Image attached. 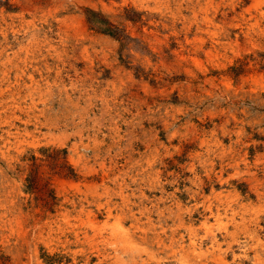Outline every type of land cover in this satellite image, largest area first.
Masks as SVG:
<instances>
[{"label": "rangeland", "instance_id": "374dc122", "mask_svg": "<svg viewBox=\"0 0 264 264\" xmlns=\"http://www.w3.org/2000/svg\"><path fill=\"white\" fill-rule=\"evenodd\" d=\"M27 7L32 8V11L26 12L25 17L21 18L20 14ZM207 8H209L208 12H206ZM56 11L62 15L75 14L80 18L83 17L86 26L102 36L104 51L99 54L100 57L95 58L94 69L86 71L88 61L81 57L79 51L69 52L71 58L65 64H58L55 58L57 51L66 52L64 46L59 44L60 37H54V43L59 46L57 50L47 49V34H55L59 31ZM207 15L214 17L219 26L211 29L204 21ZM223 18L225 20L221 21ZM263 32L264 0H0V50L17 52L13 56L14 69L10 75L11 81L15 82L18 76L24 74L23 80L31 85V92L35 90L34 84L39 83L38 85L41 86L39 92L30 96L27 95V90L22 96L12 95L15 86L8 90L11 95L3 96L0 93V127L2 128H0V264H114L116 256H120L118 264H145V261H151L155 254L159 255L158 261H162L161 263L153 261L155 264H185L186 261L189 264H203L205 260L197 254L201 249L209 251L208 254L212 256L211 264H220L216 261L217 256L220 255L225 257L228 264H264V83L259 82L257 78V73L264 71ZM73 34L74 32L71 31L70 35ZM214 35L221 40L215 45L216 47L210 42L211 36ZM32 40L36 48L31 51L24 49L23 45H29ZM180 41H183L182 44ZM211 48L214 53H211ZM48 53H51L49 66L41 60L43 55ZM105 53L106 56L103 58ZM146 67L150 68L148 70L150 74L146 73ZM76 68L80 71L79 74L75 73ZM140 72H143L145 81L149 82L150 91L154 88L159 92L163 113L169 104L174 105L175 107L170 111L172 113L174 111L180 117L181 125H185L183 122L191 114L192 121L194 120L198 128L201 127L200 131L206 130L210 134L209 128L214 127V122L207 114L210 107L208 104L218 103L215 98H206L202 93L201 81L206 79V76L214 77V81L224 89L222 106H226V98L235 100L234 107L238 108L236 113L240 122H226L221 116L216 117L215 120L220 124L219 130L221 126L228 129V138L225 139L227 144L238 146L232 147V150L223 154L220 149L212 148L208 153L209 171H206L198 160L195 161V173L188 168H181L176 159L181 163L190 159L185 149L184 152L176 153L174 160L167 159L168 163H171L168 168L170 172L164 170L165 174L159 181H155L154 175H142L139 183L132 185L133 191L129 190L132 188L123 189L122 192L130 194L132 201L138 203L144 201L151 209L155 223L165 225L167 229L164 243L168 245L160 243L158 248L146 245L147 248L151 247L146 250L147 253H143L142 257L133 258L124 243L127 242L125 232L130 227L131 221L128 220L129 211L120 194L122 192H114L118 193L114 197L117 205L108 213L107 209L112 203L107 202L109 196L101 191L103 188L100 186L98 191L103 195L91 205L93 211L99 213L97 218L91 220L88 212L81 210V206L74 211L71 208V216L66 218L64 214L67 210L57 206L61 201L57 191L52 189L53 183L43 181L46 171L41 172V164L36 162L35 150L39 149L43 152L45 155L43 165H47L50 170L68 169L67 175L70 176L74 174L73 170L67 167L63 157L60 158L58 153L56 155L47 153L48 147L45 142L46 139L49 140L48 137L32 138L26 133L25 128L18 130L16 125L21 124L17 115L27 117L20 109L17 110V105L28 108L33 100L40 108L55 102L53 104L56 106L55 111L60 114L65 111V114L69 115L66 120L72 121L75 118V121H79L80 115L74 108V101L80 100L83 104H88L90 101L88 96L87 99L84 96L80 98L79 92L76 93L74 90V82L83 85L94 76L96 81L100 80L105 84L108 90L106 96L112 97L115 94L114 90L121 92V95L124 94L130 79L135 78L139 82L142 78ZM31 73L34 78H29ZM152 75L160 76V83H156L157 78H153ZM2 76L3 72L0 69V80L6 87L9 82H4L5 78ZM83 77H86V80ZM63 84L67 85L69 93L74 98L72 101L67 98V92L60 91L59 88ZM188 85L194 88L193 100L184 96L186 93L182 89ZM173 86L176 87L173 89ZM60 105L66 109L61 111ZM4 106L6 108L3 110ZM137 110L134 108L126 112L122 111L124 117H119L118 114L116 117L109 113L104 115L103 110H95L87 117L94 118L92 122L102 120L105 124L103 129H115V125H118L119 129H123L122 134H127L126 138L132 135L125 129H146L145 132L149 135L147 129H155L154 124L150 123L144 114L135 113V116L133 112ZM101 114H103L102 119ZM203 117L206 118L205 122L202 120ZM9 128L11 132L7 131ZM159 128V135L167 139L168 131L162 125ZM185 128L183 126L181 129ZM220 132V135H223L221 130ZM133 137V140L140 144L146 138V134L143 130ZM256 140L258 142L255 146ZM127 142L125 139L124 144ZM178 143L177 139L174 145ZM167 144L171 147L170 151H175L174 145L171 146L170 142ZM197 144L192 143L190 146L198 150L200 147ZM141 149L145 154L154 153L153 148L147 151L144 147ZM66 151L65 156L68 154V150ZM162 152L164 151L161 150L160 154ZM223 163L225 168L222 167ZM196 174L198 175L195 176ZM109 186L112 187V183ZM134 210L141 212L138 207ZM180 218L185 219L189 226L193 225L197 228V236H194L196 243L192 242L190 232L179 225ZM19 220L24 222V226ZM37 220L41 224L32 233L28 230L29 226ZM205 223L207 224L204 225ZM232 231L235 232V236L230 234ZM122 232L125 238L122 237ZM261 241L263 244H259ZM183 245L186 251L195 246L197 249L195 253L192 252L194 255H188L189 258L183 257L186 253L180 249ZM139 246L143 247L144 244ZM18 248L21 253L14 257L11 250ZM175 249L178 250L177 256L173 254Z\"/></svg>", "mask_w": 264, "mask_h": 264}, {"label": "bare ground", "instance_id": "6f19581e", "mask_svg": "<svg viewBox=\"0 0 264 264\" xmlns=\"http://www.w3.org/2000/svg\"><path fill=\"white\" fill-rule=\"evenodd\" d=\"M251 3H253V2H251ZM35 5H36V3H35ZM31 11H32V8H30V7L25 8L24 11L20 14L21 18L25 17V13L26 12H31ZM208 11H209V8H207L206 12H208ZM11 16H14V15H11ZM11 18H14V17H11ZM56 18H57L56 19L57 22L59 23V31H57V33H55V34H50V35L47 34V37H46V42L47 43L46 44H47V49L48 50H52V49L57 50L59 46L54 43V39H55L54 37H60L59 38V44L61 43L60 46L61 45L64 46V49H66L65 50L66 52L65 53H61V52L57 51V55L55 57L57 63L58 64H60V63L65 64L71 58L70 57L71 55L70 54L68 55L69 52H71V51L72 52H78L79 51V53L81 54V57L88 61L87 66H86L87 69L85 68L86 71L92 70V68L94 69V66H96L95 58L96 57H100V55L104 51V40H103L102 36L97 34L94 31L90 30L88 28V26H86V23L84 22L83 17L80 18L79 15H75V14H69V15H67V14L65 15L64 14V15H62L59 12H57V17ZM4 20H7V19H4ZM223 20H225V19L223 18L221 21H223ZM204 21L206 22V24L209 27H211V29L213 27L219 26V24L216 22L215 18L211 17L209 15H207L204 18ZM28 22H30V21H28ZM151 22H153V21H151ZM21 23H22V21H21ZM71 31L74 32L73 36L70 35ZM263 34H264V32H263ZM217 37H215V35H214V36H211V38H210L211 45L214 46V47H216L215 45H217V43L219 41H221L219 39V37L218 38ZM181 42H183V41H180V43ZM227 42H228V40H227ZM233 42H235V41H233ZM40 44H42V43H39L37 45H40ZM23 48L28 50V51L34 50L36 48V46H34V40H32L29 43V45H27V46L23 45ZM210 51H211V53H214V52H212L213 51L212 48L210 49ZM221 52H223V51H221ZM16 53L17 52L10 53L8 51L5 52L4 50H0V69L3 72L2 78H5L4 82L5 81H6V83L9 82V84H7L6 87H4L3 84H2L3 81L0 80V86H1L0 93L3 96H5L6 94H10L8 90L11 87L15 86L14 91L11 92L12 95L22 96V94H23V92L25 90H27V95H29V96L30 95H35V93L39 92L41 86L38 85L39 83L34 84L35 85V90H33L31 92L30 91L31 85L27 84L26 80H23L24 74H22L20 77L18 76L16 78L15 82L11 81V76L10 75H11L12 70L14 69V66H13L14 65V57L13 56L16 55ZM52 54H54V53H52ZM65 54H66V56H64ZM50 55H51V53H48L47 55H43L44 57L41 59L47 66L50 65V63H49V58L51 59ZM5 56H6V58H5ZM105 56H106V53L103 54V58ZM164 56H166V54ZM39 57H41V56H39ZM175 57L177 58L178 56H175ZM184 58H186V57H184ZM242 61H244V60H242ZM253 62H254V59H253ZM259 63H261V62H259ZM58 66H60V65H58ZM146 69H147L146 73L150 74V71H148V70H150V68L146 67ZM240 71H241V69H240ZM79 72L80 71L78 70V68H76L75 69V73L79 74ZM237 72H238V70H237ZM192 73H194V72H192ZM86 74H87V72H86ZM140 74L142 75V78L139 79V82L137 80H135V78L130 79V84L128 85V87L124 91L125 93L121 95V92H118V90H114L115 94H114V96L112 95V97L106 96L107 95L106 91H108V90H106L107 88L105 87V84L102 81H100V80L96 81L94 76L92 77V79L90 81H87L86 84H83L84 83L83 82L82 83L83 85H78L76 82H74L73 83L74 84V90H75L76 93L79 92L78 95L80 96V98L83 97V96H84V98H86L88 96L89 101H90L88 104H83L80 100L79 101H74L75 102L74 108L76 110H78L79 115H80V120L79 121H75V118H74V120H72L73 122L66 120V118L69 117V115H66L65 111H63V109H66V107H64L62 105L59 106V109L64 112V113L60 114L57 111H55L56 110V106L53 105L55 102L50 104V105H44L41 108L37 105L36 102H34L35 100H33V99L32 100H33L34 104L33 103L30 104L28 106V108H23V107H20L19 104L18 105L16 104L17 105V110L20 109L21 112L22 113L24 112L25 115L27 116L26 118H24L22 115H19V116L17 115V117L19 118L21 124L16 125V128L18 130L25 128V130H27L26 133L31 135L32 138L35 137V139L37 137H43V138H47L48 137L49 140L47 141V139H46V142H45V144L48 147L47 153L48 154L54 153V155H56V153H58L60 155L59 156L60 158L63 157L64 161L66 162L67 167L70 170H73V172H74V174L70 176V175H67V170L68 169H60V171H59V170H57L59 168H57L56 171L50 170L47 167V165H45V164L43 165L44 158H45V155L43 154V152L41 150H39V149L35 150L34 154L36 156V162L38 164H41V172L46 171L43 181L44 182L50 181V183H53L52 189H55L57 191V193L59 195V199L61 201L60 204H58L57 206H58V208H62V209H66L67 210L66 213L64 214L66 218H69V216H71L70 215V212H72L71 208L74 211V210H76L78 208L80 209V206L82 208L81 209L82 211H86V213L88 212V217L91 220H94L95 218H97L99 216V213L93 211L91 205H92V203L95 200L99 199L103 195L100 191H98L99 190L98 188L100 186L103 188V190H101V191H104L109 196L108 197L109 199H107V202L110 203V204L112 203L107 209V211H109L108 213H110L114 209L113 206L117 205V202H114L115 201L114 197H116V195H118V193H114V192H118V191L122 192L124 188H128L129 189V188H132V185H134V184L137 185L139 183L138 181H140L142 179V175H145V176L154 175L155 181H159L161 176H164L163 174H165L164 170L165 171L168 170V172H170L168 168L170 167L171 163L169 164L168 163L169 161L167 159L168 158H172V160H174L175 159L174 155L176 153H181L183 150L185 151V149L187 150L186 151V152H188L187 156H189L190 159L187 162H183V163H181L180 160L176 159V162L178 164H180L181 168H183V169L184 168H188L189 171L194 172L196 170L195 161H197V160L200 161V163L203 165V167H204V169L206 171L210 170V168L208 167V165H209L208 153H209V151L212 148L220 149L221 154H223V153H225L227 151L232 150L233 149L232 147H234V146L237 147L238 146V145L236 146L234 144H227V142L225 141V139L228 138V129L225 126L224 127L221 126L220 130L222 131L223 135H220V133H221L220 130H219L220 124H219V122L217 120H215L216 117L219 118L221 116L224 119V121H226V122L234 121L236 123L240 122V119H239V116L236 113L238 108L234 107L235 106V100H233L232 98H226V101H227L226 106H222L221 105L222 104L221 102L224 100L223 99V97H224V93H223L224 89L222 88L221 85H219L218 83H216L214 81V77L212 78V77L206 76L205 77L206 79L201 81V90H202V93L205 94L204 97L211 98V99L215 98L217 100V103H218L216 105H214V104L211 105L210 103L208 104V106H210V107H209V110L207 109L208 110L207 114L210 115L211 120L214 122V127L209 128L210 129V134H208L206 132V130H204L203 132L200 131L201 127L198 128V126L195 124L194 120L192 121V117H191L192 115L191 114H190V117L185 122H183V123H185V125H181L180 117H178V115H176L174 113V111H173V113L170 111V109L175 107L174 105L172 106L171 104H169L166 107V109H165V113H163V108L160 107V101H159L160 95H159V92L156 91L154 88L152 89V91H150L149 82L145 81L146 78L144 77L143 72H140ZM193 75L196 76V74H193ZM152 76H153V78L154 77L157 78L156 83H160V80H161L159 78L160 76H158V75H152ZM196 77H198V76H196ZM228 77H226V78H228ZM246 77L249 78L248 76H246ZM29 78H34L32 73L29 74ZM251 78H253V77H251ZM257 78H258L259 82L261 81V82L264 83V71L257 73ZM83 79L86 80V77H83ZM87 79L89 80V78H87ZM234 79H236V78H234ZM105 81H107V80H105ZM234 83H236V82H234ZM47 84H49V83H47ZM246 84H248V83H246ZM57 85H60V84H57ZM66 86L63 84L61 86V88H59V89L62 92L63 91L67 92V98L72 101L74 98H72V95L69 93V89ZM32 87H34V86H32ZM174 87H176V86H173V89H174ZM183 87H179V88L181 89ZM76 90H78V91H76ZM182 90L186 93L184 95L185 98H187L189 100H193L194 99V88H192L190 85H188V86H186V88H183ZM29 92H30V94H29ZM141 92H143V94H141ZM23 104H25V103H23ZM4 108H6V107L5 106L2 107L3 110H4ZM134 108L138 109L137 111L133 112L134 115H135V113H136V115L144 114V115H146L147 119H149L150 123L154 124L155 129H147V132H150L149 135H147V133L145 132L146 129H125V131L127 133L132 135V137L130 136V137L126 138L127 134H122L123 129H119L118 125H115L116 126L115 129H103V126L105 124L102 122V120L92 122V120L94 118H92L91 116L87 117L89 113H92L95 110H103L104 115L109 113V114H114L115 116H116V114H118L119 117H124L121 114V113H123L122 111L126 112V111L132 110ZM140 109H142V110L140 111ZM54 112H57V113H54ZM100 113H101V111H100ZM102 115L103 114L100 115L101 119L103 117ZM126 116H128V115H126ZM109 117H112V116H109ZM113 118H115V117H112V119ZM125 119H127V118H125ZM205 119H204V117L202 118V120L204 122H205ZM12 123H13V121H12ZM159 124L162 125V127L166 131H168L167 139H163L159 135V130H158V129H160L159 128L160 127ZM183 126L186 127V128L185 129H181ZM10 129L11 128H9V130H7V131L11 132ZM107 130H109V132H107ZM143 130H144V133L146 134V138L142 141V143L137 144L133 140L134 139L133 136H135L136 133L139 134L140 131H143ZM248 134L250 135L249 132H248ZM125 139L128 141L126 144H124ZM177 139H178L179 143H178V145L177 144L174 145V142ZM239 140H241V139H239ZM21 141H22V139H21ZM166 141L170 142V145L171 144L174 145L175 151H173V150L170 151L171 147L167 144ZM36 142H38V141H36ZM257 142H258L257 140L254 142L255 146L257 145ZM49 143H51V144H49ZM192 143H195V144L198 143L200 149H198V150L192 149L191 146H190V145H192ZM142 147L146 148V151L148 149H152L153 148L154 149V151H153L154 153L145 154V151H142V149H141ZM241 147L243 148L244 146H241ZM66 150H68V154L65 156L64 152ZM161 150H163L164 152H162L160 154ZM61 154H62V156H61ZM19 162H20V160H19ZM222 167L225 168V164L224 163H223ZM17 173H19V172H17ZM172 173H175V172H172ZM252 173H254V172H252ZM197 175L198 174H196L195 176H197ZM188 176H190V175L188 174ZM194 181H195V177H194ZM39 182L41 183V181H39ZM108 183L109 184L112 183V187H110ZM44 188H46V187H44ZM156 188H158V187H156ZM129 190L133 191V188L129 189ZM190 190H192V189H190ZM141 192H139V193H141ZM120 194L124 198L126 209H128V211H129L128 212V214H129L128 220L131 221L130 227H128L127 231L125 232V237L126 238L123 236V232H122V237L127 239V242L125 241L124 243L128 246L127 250H129V252L132 253V254L130 253L131 257L132 256H133V258H137V256L142 257L141 255L143 253H147V251H146L147 249H150L151 247L158 248L157 246L160 243H164L165 242L164 240L166 239L165 235H167V229H166L165 225L163 226V225H158L157 223H155V218L153 216V213H152L151 209L146 205V203L144 201H140L138 203L136 201H132L131 200V198L129 196L130 194L127 195V194H125L123 192L120 193ZM132 195H135V194H132ZM90 197L93 198V199L91 200ZM133 200H135V199L133 198ZM156 201H158V200H156ZM241 201H243V200H241ZM137 207L141 209V212H137L136 210H134ZM47 208H49V207L47 206ZM38 210H40V209H38ZM11 213H13V212H11ZM157 213H159V212H157ZM10 216H12V215H10ZM15 219H17V218L15 217ZM105 219H107V218H105ZM180 219H181V222L180 223L178 222L179 225L182 226L184 229H187L190 232L189 234H191L192 242L196 243V238L194 236H197L196 235L197 234V228L195 226H193V225L189 226V224L186 223L185 219H183V218H180ZM38 221L39 220H37L34 224L30 225L28 230L32 231V233H33V231L37 230L39 228L40 224H41V223H38ZM72 221H74V220H72ZM241 221H242V219H241ZM257 222H258V220H257ZM19 223L24 226V222L23 221L19 220ZM47 224H48V222L45 223V225H47ZM69 224H71V223H69ZM206 224L207 223H205L204 225H206ZM175 225H176V223H175ZM169 226H170V224H169ZM235 226H237V224ZM225 227H228V225H226ZM242 228H244V227H242ZM40 230H42V228ZM120 230L122 231V229H120ZM227 231L229 232L228 228H227ZM85 233H86V231H85ZM225 234H227V233H225ZM230 234L235 236V232H233V231L230 232ZM244 234H246V233H244ZM248 234H250V233H248ZM77 235H78V233H77ZM241 236H243V235H241ZM24 237H25V234H24ZM252 238H254V237H252ZM207 239H210V238H207ZM258 241H260V240L258 239ZM231 242H234V241H231ZM139 244L140 245L144 244V246L143 247L139 246ZM259 244H263V242L261 241V242H259ZM146 245H151V247L147 248ZM184 245L181 246L182 248L180 247V249L185 252L186 249H185ZM213 248H214V246H213ZM196 249L197 248L194 246L191 249L187 250L186 253H184L183 257L189 258L188 255H190V254L194 255L193 253H195ZM14 251H15V253H14ZM11 252L14 255V257H17V254L21 253L19 248L16 249V250L12 249ZM177 252H178V250L175 249L173 254L175 256H177L176 255ZM208 252L209 251L204 250V249H201L199 252H197V254L202 256L201 259L205 260L203 264H211L210 263V259H211L212 256L209 255ZM133 253L134 254L136 253V255H133ZM238 253H240V252L238 251ZM99 254H100V252H99ZM252 254H255V253H252ZM113 257H115V254H114ZM119 257L120 256H116V258H115L116 261H115L114 264H118V262L120 261V260H118ZM29 258H30V256H29ZM232 258H234V256H232ZM158 260H160L159 259V255L156 256V254H155V257L153 259H151L152 262L147 260V261H145V264H155L153 261H155L156 263H161L162 262V261H158ZM216 261H218L220 264L226 263L225 257H223V255L217 256ZM41 263H43V262H41ZM28 264H30V263H28ZM185 264H189V262L186 261ZM226 264H228V262ZM259 264H261V263H259Z\"/></svg>", "mask_w": 264, "mask_h": 264}]
</instances>
